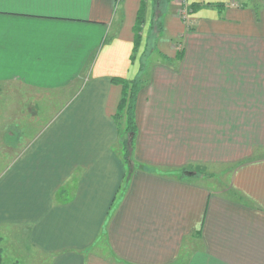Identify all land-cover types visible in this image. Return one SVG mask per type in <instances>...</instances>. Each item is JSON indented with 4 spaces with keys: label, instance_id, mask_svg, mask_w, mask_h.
<instances>
[{
    "label": "crops",
    "instance_id": "1",
    "mask_svg": "<svg viewBox=\"0 0 264 264\" xmlns=\"http://www.w3.org/2000/svg\"><path fill=\"white\" fill-rule=\"evenodd\" d=\"M145 1L132 60L142 0H0V236L45 264H264V0ZM141 66L126 162L112 78Z\"/></svg>",
    "mask_w": 264,
    "mask_h": 264
},
{
    "label": "trees",
    "instance_id": "2",
    "mask_svg": "<svg viewBox=\"0 0 264 264\" xmlns=\"http://www.w3.org/2000/svg\"><path fill=\"white\" fill-rule=\"evenodd\" d=\"M197 6V4L192 5L193 9H195ZM146 7V1L142 0L137 17V23L135 25V43L133 48L132 60L135 59L141 46ZM154 28H156L157 31H161L162 29L161 19L159 18L158 14L157 17H155L152 21L150 31H152ZM144 73L145 69L143 66H141V74L136 79L128 80L120 77L112 78V81L114 83L120 84L123 87V96L119 103L118 112L115 115V119L119 124L121 121H124L125 123L124 130L120 138V151L123 159L126 162H129L131 160L135 137L137 135L138 128L135 116V106L138 93L146 83V78L144 76L146 74Z\"/></svg>",
    "mask_w": 264,
    "mask_h": 264
},
{
    "label": "rangeland",
    "instance_id": "3",
    "mask_svg": "<svg viewBox=\"0 0 264 264\" xmlns=\"http://www.w3.org/2000/svg\"><path fill=\"white\" fill-rule=\"evenodd\" d=\"M173 2L174 0H156L157 5H166L167 7L169 5V8L174 5ZM151 7L153 8V6ZM147 47L143 52L144 55H148L153 50L152 45ZM144 74H147V72ZM215 172L214 177L212 176L213 180L218 181V186L222 187L223 182L229 178V168L219 167ZM205 182L211 185L215 184L212 180L205 179ZM0 264H45V261L29 248L23 232L8 229L5 236H0Z\"/></svg>",
    "mask_w": 264,
    "mask_h": 264
}]
</instances>
